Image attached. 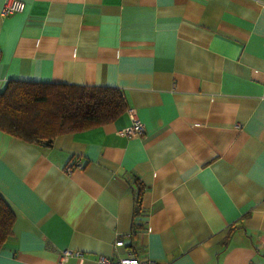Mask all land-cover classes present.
Listing matches in <instances>:
<instances>
[{
  "label": "crops",
  "instance_id": "0c3cea01",
  "mask_svg": "<svg viewBox=\"0 0 264 264\" xmlns=\"http://www.w3.org/2000/svg\"><path fill=\"white\" fill-rule=\"evenodd\" d=\"M23 1L0 15V92L116 87L144 132L126 111L50 146L0 130V264H264V0Z\"/></svg>",
  "mask_w": 264,
  "mask_h": 264
},
{
  "label": "trees",
  "instance_id": "16d2710c",
  "mask_svg": "<svg viewBox=\"0 0 264 264\" xmlns=\"http://www.w3.org/2000/svg\"><path fill=\"white\" fill-rule=\"evenodd\" d=\"M127 105L112 86L9 80L0 92V130L29 143L50 146L57 135L111 122ZM142 187L136 195L140 214ZM15 215L0 195V249L12 237Z\"/></svg>",
  "mask_w": 264,
  "mask_h": 264
},
{
  "label": "built area",
  "instance_id": "2783aa9c",
  "mask_svg": "<svg viewBox=\"0 0 264 264\" xmlns=\"http://www.w3.org/2000/svg\"><path fill=\"white\" fill-rule=\"evenodd\" d=\"M24 8H25V2L23 0H5L3 2V5L1 6L0 15L7 16L13 13L22 12ZM126 112L129 115L131 124L130 126L123 128L120 131L121 134L130 137L143 133L144 124L138 118L135 109L129 107L126 109ZM75 167L82 168V164L77 159L67 164L65 169L67 172H70ZM115 245L118 247H123L124 241L122 239H118L115 242ZM71 255H76L80 257L81 253L74 252V250H70V249H64L63 251H61L59 255L57 264H63ZM96 264H157V263L149 258H139L135 254L131 252H127L124 255L117 254L116 256L101 254L97 257Z\"/></svg>",
  "mask_w": 264,
  "mask_h": 264
}]
</instances>
